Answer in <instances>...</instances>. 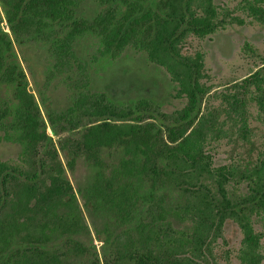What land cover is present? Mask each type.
I'll return each instance as SVG.
<instances>
[{"label": "trees", "instance_id": "16d2710c", "mask_svg": "<svg viewBox=\"0 0 264 264\" xmlns=\"http://www.w3.org/2000/svg\"><path fill=\"white\" fill-rule=\"evenodd\" d=\"M242 1L264 25V0ZM232 12L214 0H0V264H220L229 223L239 264H263L264 142L248 108L264 120V61L212 107L203 52L182 50L242 22ZM131 61L164 73L180 105L129 84ZM224 140L244 153L215 165Z\"/></svg>", "mask_w": 264, "mask_h": 264}, {"label": "rangeland", "instance_id": "374dc122", "mask_svg": "<svg viewBox=\"0 0 264 264\" xmlns=\"http://www.w3.org/2000/svg\"><path fill=\"white\" fill-rule=\"evenodd\" d=\"M219 6H227L242 22L234 21L233 24L225 26L205 38L189 37L183 44V52L193 54L201 51L204 54L205 81L210 92L207 96L210 106L219 107L222 94L233 91L238 84L251 73L261 68L264 61V25L251 19L242 10L244 2L242 0H214ZM126 75L127 82L133 85L143 83L144 87H150L152 91L159 92V99L167 101L166 108L172 110L180 103L176 99H171L167 90V78L164 73L156 71L150 76L139 70L136 62L131 61ZM155 79L160 85V91ZM154 84V85H153ZM153 86V87H152ZM235 88H234V87ZM253 89V87H251ZM220 96V97H219ZM251 113L250 126L254 128L252 138L258 146L264 142V120L256 113L255 106H249ZM5 156H15L16 151L11 148L3 149ZM233 151V152H232ZM244 153L242 147H236L226 140L215 145L213 150L215 165H221L230 161V157L235 153ZM254 228L261 232L260 250L264 255V219L255 221ZM241 232L232 223L225 226L222 238L218 239L216 248L220 264H239L236 257L240 242ZM264 264V259H263Z\"/></svg>", "mask_w": 264, "mask_h": 264}]
</instances>
